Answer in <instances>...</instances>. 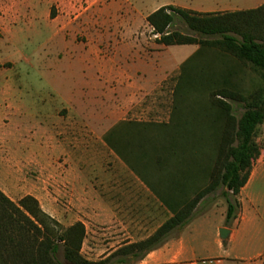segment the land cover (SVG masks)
Returning a JSON list of instances; mask_svg holds the SVG:
<instances>
[{
  "label": "rangeland",
  "instance_id": "1",
  "mask_svg": "<svg viewBox=\"0 0 264 264\" xmlns=\"http://www.w3.org/2000/svg\"><path fill=\"white\" fill-rule=\"evenodd\" d=\"M166 5L199 11L253 6L242 0H46L45 4L31 0L27 6L0 4V117L7 105L14 109L12 127L0 123V190L15 204L26 196L34 197L64 228L82 223L86 236L81 255L93 264L130 242L146 240L171 215L145 182H152L153 174L144 168L141 175L135 174L131 159L143 154L149 159L146 161L154 163L159 156L180 151L185 160L196 158L194 171H200L201 183L206 186L210 156L215 152L210 124L217 119L210 94L223 89L225 79L230 82L226 87L245 96L262 85L249 66L217 48H204L184 70L182 63L200 46L168 48L158 44L147 20ZM22 8L29 9V15ZM170 30L200 40L221 38L196 33L180 17ZM121 32H136L133 39L138 41L142 58L154 68L160 69L165 61L181 65L175 70L171 67L164 79L121 84L115 77L118 64L126 57L118 46ZM183 78L194 83L182 86ZM56 94L64 96V105L49 157L44 153L46 140H36L28 127L44 122ZM227 101L240 119L244 103ZM180 121V125L186 121L189 125L180 128ZM17 126L22 129L14 132ZM256 141L261 156L255 165L264 159V124ZM175 168L169 166V174ZM255 190L264 194V183ZM224 192L220 188L203 199L193 220L209 217L212 224L223 220L225 225ZM111 204L115 212H110ZM212 226L204 227L206 241L212 238ZM183 231L176 230L171 240L180 238ZM57 258L67 264L63 250Z\"/></svg>",
  "mask_w": 264,
  "mask_h": 264
},
{
  "label": "trees",
  "instance_id": "2",
  "mask_svg": "<svg viewBox=\"0 0 264 264\" xmlns=\"http://www.w3.org/2000/svg\"><path fill=\"white\" fill-rule=\"evenodd\" d=\"M177 17L196 33L221 38L214 41L200 40L171 31ZM147 20L158 36V44L166 47L200 46L199 52L185 63L184 70L204 48H217L249 66L260 76L262 85L245 96L226 87L230 82L225 79L224 88L210 94V106L217 112V119L210 124L214 131L215 152L210 156L207 168V185L188 198L185 188L180 190L182 178L173 177L169 188L179 187L183 196L168 195L166 192L162 196L156 186L145 180L171 211L172 217L146 240L126 244L96 264H134L144 260L150 253L164 247L176 230L184 229L193 220L201 201L220 188L225 189V226L230 227L240 211L238 196L250 179L254 163L261 156L256 138L264 124V36L261 34V29L264 30V5L252 11L225 14H201L168 5L149 15ZM187 79L183 78L182 86L194 83ZM227 100L244 103L245 112L240 119L235 117L233 107ZM181 121L178 127L189 125V121H183L185 124L181 126ZM178 135L182 139L186 137ZM168 154L166 156L179 157L180 151ZM166 156H159L156 161L161 164ZM123 158L130 163L129 159ZM137 160L143 162L142 166H138L146 169V172L150 171L151 163L146 161L149 160L147 157L141 154ZM159 186H163L161 181ZM85 236L86 230L82 223L64 228L41 209L34 197L26 196L19 204H15L0 190V264H62L57 258L61 250L67 264H93L81 255Z\"/></svg>",
  "mask_w": 264,
  "mask_h": 264
},
{
  "label": "crops",
  "instance_id": "3",
  "mask_svg": "<svg viewBox=\"0 0 264 264\" xmlns=\"http://www.w3.org/2000/svg\"><path fill=\"white\" fill-rule=\"evenodd\" d=\"M30 2L31 0H0L1 5L12 4L27 6ZM40 3L45 4L46 0H40ZM242 3L246 5L252 4L253 6H236L231 9L229 8L219 11H199L190 8L183 9L195 11L201 14L215 12H246L262 7L264 5V0H242ZM158 9H160V7L155 11ZM29 11V9L26 10V8H22L23 13H27L29 15ZM135 33L136 32L118 33L119 36L123 38L118 42L119 49L121 52H125L126 56L122 61H120L118 64L119 67L115 72V77L121 84L137 85L143 81V79L149 80L147 82H151L152 80L156 79H164L168 77V70L171 67H173L175 70L177 66L181 65H173L171 62L165 61L160 69L158 67L154 68L152 63L143 60L138 41L137 39H133L136 38ZM130 37L132 38L131 40L129 39ZM199 50L200 48L197 47L194 54L182 63L183 67L190 58L199 52ZM87 59H89V57H87ZM93 69L94 67L92 70ZM159 71L161 74H159ZM54 97V104L52 105L53 107L50 110L49 115L45 118L44 122L33 127H28V132L30 134L37 135L36 140H46L47 144L45 143L44 153L45 156L49 157L50 149L53 147L52 136L54 130L56 129V125L58 123L60 124L61 119L59 120V114L63 110L64 105V96L62 94H56ZM13 111V105H7L6 113L0 117V123L6 124L8 128L12 127L11 122L13 119ZM72 112L73 109L71 114ZM21 129L22 128L20 126H17V128L13 129V131H20ZM4 140H6V142L9 144V139H5L3 137L2 141ZM121 158L127 163V165L130 164L123 157ZM131 160H134L132 171L137 175H141L142 168L138 165L143 164V162L138 161L137 157H134ZM195 160L196 158L194 159L193 157L185 160L183 156L172 158L170 156H166L164 157L161 164H159L157 161L154 163L152 162L149 172L153 174V181H155H152L151 185L155 186L157 179L158 187L156 186V189L160 195L163 196L166 192L168 195L183 196V193L178 189L179 187L169 188L173 177H181L183 185L180 187V190L181 188H185V195L188 198L193 197L197 191L205 187V184L201 183V178L199 177L200 171H194L193 163ZM171 165H175L177 168H175L174 172L169 174V166ZM188 176H190L189 179L184 180L185 177ZM159 181L163 183L162 187L159 186ZM206 182H208L207 179ZM261 182L264 183V159H262V162L258 161L256 165L254 163L250 179L238 196L239 202H242L240 204L238 217L230 227L223 225V220H221L219 223L212 224L213 219L209 217L205 219L193 220L184 228L180 238L170 240L164 247L150 253L138 264H264V194L256 193L255 190V187ZM200 184H202V186ZM150 190L156 197L159 198V195L154 192L152 187H150ZM109 209L110 212H115L114 204H111ZM165 210L171 214L169 217L171 218V211L166 208V206ZM207 224L213 225L212 238L210 241L203 239V236L205 235L203 230ZM222 228H227L231 231L230 237L226 242H223L220 238L219 231Z\"/></svg>",
  "mask_w": 264,
  "mask_h": 264
},
{
  "label": "water",
  "instance_id": "4",
  "mask_svg": "<svg viewBox=\"0 0 264 264\" xmlns=\"http://www.w3.org/2000/svg\"><path fill=\"white\" fill-rule=\"evenodd\" d=\"M219 234L222 241L226 242L230 237L231 231L227 228H222L220 229Z\"/></svg>",
  "mask_w": 264,
  "mask_h": 264
}]
</instances>
